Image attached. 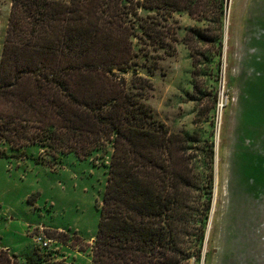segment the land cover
<instances>
[{
  "label": "trees",
  "instance_id": "obj_1",
  "mask_svg": "<svg viewBox=\"0 0 264 264\" xmlns=\"http://www.w3.org/2000/svg\"><path fill=\"white\" fill-rule=\"evenodd\" d=\"M131 3L10 0L0 56V147L21 151L37 144L55 155L110 143L90 264H200L209 258L203 248L213 204L214 142L211 134L170 132L157 120L145 102L152 82L139 69L151 47L174 52L177 38L159 11L194 15L204 6L214 13L218 34L196 27L186 33L213 47L200 56L217 72L227 1ZM129 14L134 20L126 24ZM182 43L197 74V52L186 36ZM0 264H17L16 255L0 249Z\"/></svg>",
  "mask_w": 264,
  "mask_h": 264
},
{
  "label": "rangeland",
  "instance_id": "obj_2",
  "mask_svg": "<svg viewBox=\"0 0 264 264\" xmlns=\"http://www.w3.org/2000/svg\"><path fill=\"white\" fill-rule=\"evenodd\" d=\"M124 1H132L131 8L135 0ZM226 1L217 72H210L202 58L213 47L186 33L196 27L218 34L214 13L203 6L194 15L158 12L177 38L174 52L151 47L143 63L152 70L142 67L139 73L149 74L153 87L145 102L170 132L211 134L214 142L213 204L203 248L209 258L200 264H264V0ZM9 9L10 0H0V56ZM123 20L133 22L134 16ZM184 36L197 52L194 75ZM0 152V249L16 255L17 264H31L28 257L36 264H90L110 143L55 155L37 144L21 151L4 145ZM39 234L54 242L40 250L34 242ZM76 239L80 245L72 248Z\"/></svg>",
  "mask_w": 264,
  "mask_h": 264
},
{
  "label": "built area",
  "instance_id": "obj_3",
  "mask_svg": "<svg viewBox=\"0 0 264 264\" xmlns=\"http://www.w3.org/2000/svg\"><path fill=\"white\" fill-rule=\"evenodd\" d=\"M34 242L37 247H39L40 249H43L45 247H49V245L54 241H52L51 237L44 238L41 234H39V235H35Z\"/></svg>",
  "mask_w": 264,
  "mask_h": 264
},
{
  "label": "crops",
  "instance_id": "obj_4",
  "mask_svg": "<svg viewBox=\"0 0 264 264\" xmlns=\"http://www.w3.org/2000/svg\"><path fill=\"white\" fill-rule=\"evenodd\" d=\"M60 233L63 235L62 232H60ZM64 238H65V236H63V239H59V240L64 241V240L66 239V238H65V239H64ZM92 238H93V236H92ZM76 245H77V246L80 245V241H79L78 239H76L75 242H71V244H70V246H71L72 248H74V246H76Z\"/></svg>",
  "mask_w": 264,
  "mask_h": 264
}]
</instances>
